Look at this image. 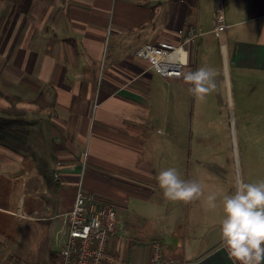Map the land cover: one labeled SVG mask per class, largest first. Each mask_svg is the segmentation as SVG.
I'll list each match as a JSON object with an SVG mask.
<instances>
[{
	"label": "crops",
	"instance_id": "0c3cea01",
	"mask_svg": "<svg viewBox=\"0 0 264 264\" xmlns=\"http://www.w3.org/2000/svg\"><path fill=\"white\" fill-rule=\"evenodd\" d=\"M189 26L203 34L185 44L183 73L207 66L223 80L227 70L231 92L234 78L249 90L240 175L264 179V98L252 97L258 83L264 89V0H0V93L20 98L8 112L0 96L3 264H58L78 187L113 206L123 229L112 246L133 264H150L152 241L165 258L238 264L219 231L224 185L239 182L234 157L176 160L187 83L134 55L146 43L180 45ZM169 167L200 182L203 195L165 199L156 176ZM213 192L216 209L206 204Z\"/></svg>",
	"mask_w": 264,
	"mask_h": 264
},
{
	"label": "built area",
	"instance_id": "2783aa9c",
	"mask_svg": "<svg viewBox=\"0 0 264 264\" xmlns=\"http://www.w3.org/2000/svg\"><path fill=\"white\" fill-rule=\"evenodd\" d=\"M225 25L221 11L214 13L212 31L219 40ZM202 31L189 26L180 45L168 41L146 43L134 51V55L146 59L149 67L161 76L180 77L181 63L186 53L185 44L196 40ZM66 239L59 254L58 264H133L115 250L112 241L117 238L123 225L117 220L116 212L109 203H103L78 187L71 209L65 214ZM0 264H3L0 259ZM150 264H196L193 260L165 258L161 242H151Z\"/></svg>",
	"mask_w": 264,
	"mask_h": 264
},
{
	"label": "clouds",
	"instance_id": "9594fccd",
	"mask_svg": "<svg viewBox=\"0 0 264 264\" xmlns=\"http://www.w3.org/2000/svg\"><path fill=\"white\" fill-rule=\"evenodd\" d=\"M181 63L187 64V53ZM178 75L201 101L217 88L218 73L214 68L203 66ZM157 132L164 134L163 129ZM156 180L167 200L190 202L203 195L201 183L181 179L175 167L161 170ZM206 204L216 209L217 193L209 194ZM219 207L223 213L219 221L221 243L229 258L238 264H264V179L237 182L234 192L222 196Z\"/></svg>",
	"mask_w": 264,
	"mask_h": 264
},
{
	"label": "rangeland",
	"instance_id": "374dc122",
	"mask_svg": "<svg viewBox=\"0 0 264 264\" xmlns=\"http://www.w3.org/2000/svg\"><path fill=\"white\" fill-rule=\"evenodd\" d=\"M219 75L223 76L221 73H219ZM222 82L223 80L220 77L216 78V90L210 93L204 101H201L191 94L189 91V84H186L187 89H184L181 84L182 99L185 100V102H182L181 105H177V109L180 111L181 115V118L179 117L180 119H177L175 125L176 144L178 149L176 153L177 161L202 160L210 163L232 161L234 155L232 152L229 107ZM177 85L179 84L177 83ZM232 92L236 105L234 113L237 118V122L235 120V126L238 130L236 131L237 143L240 149L239 153L241 159L243 160V166H245L246 147L250 138L244 135L241 116L242 109L249 108V101L245 103L249 90L243 85L241 86V83L234 78ZM252 97L255 99L264 98V89L259 83L257 85L256 94ZM184 127L186 129L185 131ZM180 145L183 147L181 148ZM245 176L247 177L246 169ZM231 181L224 185L225 194H231V191L234 192L235 190V188L233 189ZM230 183L232 185H230Z\"/></svg>",
	"mask_w": 264,
	"mask_h": 264
},
{
	"label": "bare ground",
	"instance_id": "6f19581e",
	"mask_svg": "<svg viewBox=\"0 0 264 264\" xmlns=\"http://www.w3.org/2000/svg\"><path fill=\"white\" fill-rule=\"evenodd\" d=\"M222 43L225 47V39L222 37ZM226 69V68H225ZM223 88L227 100V104L229 107V119H230V126H231V138H232V150H233V155H234V161L236 164V170H237V176H238V181H242L241 175H240V166H239V150H238V143H237V133H236V126H235V115H234V110H233V99H232V92H231V84L229 80V73L226 70L225 71V76L223 79Z\"/></svg>",
	"mask_w": 264,
	"mask_h": 264
},
{
	"label": "trees",
	"instance_id": "16d2710c",
	"mask_svg": "<svg viewBox=\"0 0 264 264\" xmlns=\"http://www.w3.org/2000/svg\"><path fill=\"white\" fill-rule=\"evenodd\" d=\"M0 96L4 97L5 99H7L9 102H10V106L8 108H4L3 110L4 111H11V109L15 108V104L17 101L20 100V98L18 96H15V95H11V94H3V93H0ZM4 121L5 122H8L4 119H1L0 120V124H4Z\"/></svg>",
	"mask_w": 264,
	"mask_h": 264
}]
</instances>
